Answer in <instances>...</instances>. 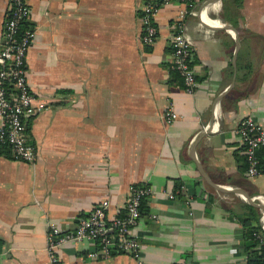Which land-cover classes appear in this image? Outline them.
Masks as SVG:
<instances>
[{"label":"crops","instance_id":"0c3cea01","mask_svg":"<svg viewBox=\"0 0 264 264\" xmlns=\"http://www.w3.org/2000/svg\"><path fill=\"white\" fill-rule=\"evenodd\" d=\"M26 1L35 30L27 78L42 108L27 118L35 160L0 153V264H53L50 224L73 228L103 199L113 215L135 182L151 188L139 253L89 260L88 243L77 241L57 249L59 264H249L241 194L254 197L262 225L264 169L247 175L234 128L247 115L264 125V0H241L228 18L224 0H170L156 11L150 44L140 39L146 0ZM9 2L0 0V43ZM183 9L193 92L170 67L169 34ZM170 108L177 118L166 123Z\"/></svg>","mask_w":264,"mask_h":264},{"label":"built area","instance_id":"2783aa9c","mask_svg":"<svg viewBox=\"0 0 264 264\" xmlns=\"http://www.w3.org/2000/svg\"><path fill=\"white\" fill-rule=\"evenodd\" d=\"M170 0H146L141 4L139 20L140 39L152 43L158 29L154 19L158 7ZM188 4L189 0H180ZM189 10L178 12L169 34L170 67L182 77L186 91L193 92L196 78L191 64L192 46L185 34V17ZM29 6L26 0H10L0 43V145L8 144L11 155L20 160H35V150L28 140L27 118L41 110L42 105L34 104V94L27 78L26 55L31 45L34 28L19 33L20 23L28 18ZM166 123H171L177 114L171 108L161 113ZM206 127H204L205 129ZM244 145L246 173L256 176L261 172L257 149L264 152V125L251 115L241 118L234 128ZM151 188L145 183H131L122 210L109 215L110 201L103 199L80 216L73 228H64L51 223L47 232V252L53 264H59L57 249L67 243L87 242L85 254L89 260H99L118 254L137 255L141 244L136 231L141 216L142 199L150 194ZM174 197V193L168 194ZM264 201V197H261ZM264 227V221L262 222ZM256 249L264 260V232H257ZM245 247V246H244ZM244 262L248 261L249 248L245 247Z\"/></svg>","mask_w":264,"mask_h":264},{"label":"trees","instance_id":"16d2710c","mask_svg":"<svg viewBox=\"0 0 264 264\" xmlns=\"http://www.w3.org/2000/svg\"><path fill=\"white\" fill-rule=\"evenodd\" d=\"M156 1H160V0H156ZM190 2H192V0H189L188 4H190ZM224 4H225L224 6L225 17L228 18V12H229L230 7H233L236 14L238 15L239 13L238 8L241 5V0H224ZM27 28L32 29L33 26L28 22L27 19H24L20 23L19 33L25 31ZM173 71L179 75V73L176 70L173 69ZM258 149H261V148H258ZM258 149H257V153H258ZM5 151L6 152L10 151L8 144H1L0 153L5 152ZM258 156L260 157V164H261V171H262L264 169V157H262L259 153H258ZM246 165H247V160H246ZM179 187H180V184H177L176 188H179ZM144 199L145 198H143L141 202V210L144 207ZM255 203H256L255 200L246 202L245 207L248 210L243 215H240V221H241L242 228H243L242 237L245 241L244 242L245 247L249 248L250 250L248 254V263L249 264H264V260L262 259L261 254L256 249L253 248L256 243V237H255L256 233L260 231L264 232V227L261 224H259L257 221L258 212L255 207ZM254 221H256L257 223L254 224Z\"/></svg>","mask_w":264,"mask_h":264},{"label":"water","instance_id":"95a60500","mask_svg":"<svg viewBox=\"0 0 264 264\" xmlns=\"http://www.w3.org/2000/svg\"><path fill=\"white\" fill-rule=\"evenodd\" d=\"M213 1H215V0H206V4L211 3V2H213ZM216 20H217V21H220V22L223 24V26H224L225 28H227L229 31L232 30V27H231L230 24L225 20L224 17H219V18H217ZM202 174L204 175V177H206V179H208L209 181H211V180L209 179V177H208L204 172H202ZM211 182H212V181H211ZM212 184H213L214 186H216L217 188H222V189L224 188L223 186H221V185H217V184H215V183H213V182H212ZM237 190L240 192L239 189H237ZM240 194H241V193H240ZM241 196H242L243 200H245V201H250V200H252V198H254V197L247 196V195H243V194H241Z\"/></svg>","mask_w":264,"mask_h":264}]
</instances>
